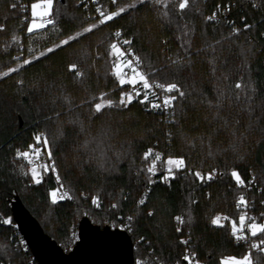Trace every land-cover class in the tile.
Wrapping results in <instances>:
<instances>
[{"label": "trees", "instance_id": "obj_1", "mask_svg": "<svg viewBox=\"0 0 264 264\" xmlns=\"http://www.w3.org/2000/svg\"><path fill=\"white\" fill-rule=\"evenodd\" d=\"M31 1L0 0V72L16 69L0 76V264H24L27 257L14 245L10 205L15 194L64 249L82 217L77 209L83 208L100 225L133 217L131 234L147 238L162 264H184L176 215L184 216L201 264L244 255L247 249L234 243L231 230L232 221L239 223L242 190L232 184L231 172L237 170L243 180L254 178L248 194L263 222L264 0H189L184 10L180 0H97L105 12L136 5L104 24L88 17L80 0H53L54 23L29 33ZM218 6L227 16L206 20ZM93 24L97 27L85 33ZM116 28L131 41L151 79L176 83L185 92L180 97L174 90L170 122L160 121L140 100L120 104L124 85L116 79V59L110 55ZM70 36L74 39L60 44ZM23 58L30 63L21 64ZM102 93L114 104L97 113L94 105ZM37 135L47 165L40 183L33 181L26 160L17 157V150L38 144ZM153 145L165 162L183 157L184 171L149 183L150 157L144 154ZM187 168L216 169L218 176L204 182ZM51 169L71 199L52 203ZM218 213L227 221L213 224ZM8 218L11 223H3Z\"/></svg>", "mask_w": 264, "mask_h": 264}, {"label": "built area", "instance_id": "obj_2", "mask_svg": "<svg viewBox=\"0 0 264 264\" xmlns=\"http://www.w3.org/2000/svg\"><path fill=\"white\" fill-rule=\"evenodd\" d=\"M20 1V0H19ZM79 4H82V6L87 9V16L94 19L96 21L97 24H100L99 21L103 18L99 12H97V9H102L101 7V4L97 1V0H80L79 1ZM254 5L256 6L257 4L254 3ZM103 10V9H102ZM226 9L225 8H221V7H217L209 12H207L205 14V19L206 20H209L207 19V17L209 16H212L213 13H216L215 17L212 19V20H209V21H219L222 17H225L227 16V13L225 11ZM103 12H105L103 10ZM112 11H106L105 13H110ZM48 19H51L52 20V16H48V17H39L38 19V22L39 24H43L46 25L48 23H46V21ZM119 32L120 35L117 36L116 33ZM111 35L113 37V42L117 43L118 46L122 49V51L124 52V56H121V57H118V56H115L116 57V62L119 60L122 64L123 63H126L127 60H131L133 58V55L136 56V54L132 51V49L130 48L129 45H125L123 44V41L124 40H127L123 35H122V32L119 28H116L114 30L111 31ZM129 49H131V51H129ZM141 69L143 70V67L141 65ZM144 71V70H143ZM123 74L127 77V78H130L132 73H131V70L128 69V68H124L123 69ZM149 81L150 83H152L154 85V87L151 89V90H148L149 91V96H150V99L148 102H145V108L147 111L155 114L158 119L164 123H168L172 120V116L175 112V101L172 103V106L169 107V108H164V107H161V108H152L150 107V104L152 102H156V103H160L161 105L163 104V100H164V97L167 96V95H175V92L173 91L171 94L162 90V89H159V88H156L155 87V84L156 83H163V82H158L156 80H153L151 79L149 76ZM117 81L118 78L116 77ZM163 84H168V83H163ZM134 89L138 90L139 91V95H136V92L134 91ZM145 89H143V86L142 84H138V85H130V84H124V87L121 91V93H132L133 96H134V99L132 102L134 101H138V100H142L143 99V93H144ZM120 98H121V94H120V97H119V101H120ZM126 99V97H125ZM30 145H35L36 149L38 150L39 152V158L38 159H34V162L37 164V165H43L44 162L41 158V155H40V150L42 148V145L40 144V142L38 144H30ZM150 150V154L148 157H150V162L148 164V168L152 166V162L155 160L156 158V154L159 153L160 154V157L161 159L159 161H157L156 163V171L154 173H149V177H150V180H159V179H168L170 176H168L167 174V168H168V165L166 164L165 160L163 159V156H162V152L156 148L155 145L153 146H150L148 149H147V152H149ZM21 151H28L29 153H32V149H30L29 147H26V148H23L21 149ZM22 159H24L22 156H21ZM26 160V159H24ZM162 164H160L159 162L162 161ZM27 162V166L28 168L31 167V165L28 164V161L26 160ZM147 168V170H148ZM42 167L39 168L38 170L41 172L42 171ZM183 169L184 166L180 169H175L173 168V173L174 171H184ZM54 175H55V182H56V187L54 189V191H57L58 192V195H61L64 191H68L67 188L63 185V183L61 182V180L56 176V173L53 169L50 170ZM193 171L196 175L197 172H199L201 174V176L203 177V181L204 182H211L212 180H214L217 176H218V171L216 169H209V170H205V171H201L199 169H191V168H187V172H191ZM211 174V179L208 178V174ZM199 178V177H198ZM201 179V178H199ZM244 185L243 186H238L235 179L233 178V181H232V184L234 186H238L239 188H242V190L238 193V196H237V202H238V199L240 197L241 194H243L245 196V199L247 200L248 204H247V207L245 208L244 205H240L238 207V203H237V207L240 211L241 214H246L247 217H255L256 218V221H258V215L260 214L258 211L255 210V201H254V198L251 197L248 192L249 190L252 188V186L255 184V181H254V178L251 176L249 177L247 180H244ZM63 185V187H61ZM149 189V185H147V187L145 188V190L141 193L140 195V199H144L146 197V193ZM69 196L71 197L70 193H69ZM93 197H97V195H94ZM93 197L91 198V203L93 206H98L99 202H97L96 204H94L92 202L93 200ZM98 198V197H97ZM62 200H69L68 198H65V199H62ZM177 216H180L182 218V221L183 222H180V221H177L175 218ZM129 216H121L119 217L118 219L116 220H109L106 224H108L111 228H118V229H121V230H125L131 237V246H132V250H133V256H134V264H136L137 260H146L148 262V264H162V262L157 258L156 254H154V252L152 251V248L150 247V242L147 238L145 237H140V236H133L130 232V221L127 219ZM216 217H219L220 218V224L224 223L225 221H227V216L223 213H218L215 215L214 218ZM174 222L177 226V230L179 232H181V236L179 238V242L181 244V247H182V259L183 257L187 254L189 255L190 257V261H184V264H197V256L195 255L194 257L191 255L192 253H195L194 251V243L192 241V238L190 236V233H189V230L188 229H185L184 228V222H185V218L183 215H176L174 217ZM251 221H246V223H250ZM12 228L14 229V245L16 248H18L19 250H22L23 252H27V257L25 259V262L24 264H39L36 259L34 258L33 254L31 253L25 239L23 238V236L20 234L18 228H17V225L15 222L12 223ZM232 228V227H231ZM243 235L247 236V239H242V240H237L235 237H234V243L236 245H244L245 248L247 249L246 253L245 254H248V253H251V258H252V261H253V264H264V251H261L260 249H257V248H251V245L253 243H259L261 240H264V238L260 237L259 234H257L256 237H252L250 235V233L248 232L247 230V227H245V230H244V233ZM141 238H143V240H141ZM78 239V236H77V228L72 232L71 234V242L69 243V245L67 246V248H63L65 251H69L74 243L76 242V240ZM182 241H188L187 244H184L182 243ZM264 247V246H262ZM196 254V253H195ZM244 254V255H245ZM242 255V256H244ZM199 264H201L199 262Z\"/></svg>", "mask_w": 264, "mask_h": 264}, {"label": "snow or ice", "instance_id": "obj_3", "mask_svg": "<svg viewBox=\"0 0 264 264\" xmlns=\"http://www.w3.org/2000/svg\"><path fill=\"white\" fill-rule=\"evenodd\" d=\"M138 2L139 3H144L145 0H138ZM155 2L159 3L160 0H155ZM113 3H115V0H113ZM188 4H189V0H180L179 9L180 10L186 9ZM52 6H53V0H41L40 3H34L31 6L32 7V16L34 18L37 15H39L42 18L43 17H48V16L51 15ZM135 6H136L135 4H129L126 7H120L118 9V11H112L110 13H105V12H103L102 9L98 8L97 12H99L100 15L103 17L99 21V23L100 24H104L107 21H111L113 18L119 16L121 13L126 12L128 9L134 8ZM11 7L14 9L16 7V5L13 4ZM165 15H167V13H165ZM215 15H216V13H213L212 16L207 17V19L212 20L215 17ZM46 23L53 24L54 21L51 20V19H48L46 21ZM2 27L3 26H0V29H2ZM40 27H43V24H37L35 19H33L32 23L29 24L27 31L29 33H31L34 28H40ZM96 27H97L96 24L90 25L89 27L84 29V32L85 33L90 32L93 29H95ZM245 27L246 28L250 27V25L246 24ZM233 31L238 32L239 29H235L234 28ZM79 35H80V33H77V36H79ZM116 35L119 36L120 33L117 32ZM14 39H15V37H14ZM73 39H74V37L70 36V37H68V40H62L60 42V44L66 45L69 41H71ZM123 44L129 45V44H131V41L130 40H124ZM57 47H59V45H57ZM110 48H111L110 55H114V56H118V57H121V56L125 55L124 52L122 51V49L115 42H113L110 45ZM47 51L51 52L52 49L49 48V49H47ZM129 51H131V49H129ZM40 55H44V53L42 52V53H40ZM23 63L24 64H28V63H30V61L28 59H24ZM141 65H142L141 58L139 56L133 55V58L131 60H127L126 63L122 64L118 60L117 63L114 65L113 72L116 75V77L118 78L119 83L121 85H124L126 83L130 84V85L142 84L143 89H145V91L143 93V99L141 100V103H145V102H148L149 99H150L148 90H151L154 87V85L152 83H150L149 78H148V73L141 69ZM18 67H19V65H17V68ZM70 67L75 68L76 66L75 65H71ZM124 68H128V69L131 70L132 75H131L130 78H127L123 74V69ZM15 70H16L15 68H8L7 72H0V76H6V75H8V73L14 72ZM77 75H81V74L77 73ZM155 87L159 88V89H162V90H164V91H166V92H168L170 94L175 90L176 92H178V95L180 97H183V96L186 95L185 92L180 90V87L176 83H169V84L156 83ZM236 87L240 88L241 85L238 83L236 85ZM134 91L136 92V95L140 94L138 90L134 89ZM103 96H104V94L102 93L101 94L102 102L96 103L94 105V109H95V111L97 113L101 112V110L104 109L105 107H112L113 104H114V102L112 100H103ZM125 97H126V99H125ZM133 99H134V96H133L132 93H123L122 92L121 93V98H120V104L123 107H127L128 105H130L132 103ZM176 99H177L176 95H167V96L164 97L162 105L160 103L152 102L150 104V107H152L154 109L155 108H161V107L169 108V107L172 106V103ZM237 99H239V97H237ZM248 101H249V103L251 102V97H248ZM249 111H251V108H249ZM34 139L36 140L37 143H39L41 141V137L39 135L35 136ZM43 144L45 146L48 145L47 138H44ZM28 147L30 149H32V153H29L28 151H23L22 152L20 150H17V157H21L22 156L24 159H26L28 161V164L31 165V167L29 168L28 171L31 172V176H32L33 181L35 183H40L41 182V180H40L41 174H40V171L38 169L42 167L45 170H47V165L46 164L37 165L34 162V159H38L39 158L38 150L36 149L35 145H29ZM149 154H150V150H149V152H146L144 154L145 158H147L149 156ZM48 155H49V157H51V152L50 151H49ZM160 159H161L160 154L157 153L155 160L152 162V166L148 168V172L149 173H154L157 170L156 169V163ZM166 164L168 165L167 174H168V176H172L173 175V168L180 169V168H182L184 166L185 162H184V158L183 157H179V158L168 157V159L166 160ZM54 168H55V165L53 164V169ZM24 174L27 175L28 173L25 172ZM196 176L201 178V179H203V177L201 176V174L199 172L196 173ZM231 176L235 179V181H236L238 186H243L244 185L245 182L241 178V176H240V174H239V172L237 170H235V169L232 170ZM208 178L211 179V174L210 173L208 174ZM151 182L152 181L149 180V183H151ZM61 187H63V185ZM51 198H52V203L53 204L57 203L58 200H62V199H65V198L71 199V197L69 196V192L68 191H64L61 195H58L57 191H52L51 192ZM92 202L94 204H96L98 202V198L97 197H93ZM140 203L143 204L144 200H141ZM237 203H238V207L240 205H244L245 208L247 207V204H248V202L245 199V196L243 194L240 195ZM113 207H116V205H113ZM148 214L152 215L153 213L149 212ZM127 219L129 221H131L133 219V217L129 216ZM175 219L177 221L183 222L182 218L180 216H177ZM188 219L190 220L191 217L189 216ZM249 220L251 222L250 223H246V221H249ZM3 223L10 224L11 223V219L10 218L5 219L3 221ZM212 223L213 224H220V218L219 217L213 218ZM245 227H247V230H248V232L250 233V235L252 237H256L258 233H264V223H258L256 221L255 217H247L246 214H241L240 217H239V226H237V223L235 221H232V228H231L232 235L237 240L247 239V236L243 235ZM129 230H131V229H129ZM141 240H143V238H141ZM182 243L187 244L188 241H182ZM262 246H264V240H261L258 244L257 243H253L251 245V248H257V249H260L261 251H264V247H262ZM191 255L194 257L196 254L192 253ZM183 259L185 261H190V257L187 254L183 257ZM136 264H148V262L146 260H137ZM190 264H191V262H190ZM197 264H199V261H197ZM221 264H253V261H252V258H251V253H248V254H245L241 258H237L235 256L224 257L221 260ZM257 264H258V262H257Z\"/></svg>", "mask_w": 264, "mask_h": 264}, {"label": "water", "instance_id": "obj_4", "mask_svg": "<svg viewBox=\"0 0 264 264\" xmlns=\"http://www.w3.org/2000/svg\"><path fill=\"white\" fill-rule=\"evenodd\" d=\"M11 215L20 234L39 264H134L131 237L108 224H96L87 216L78 221V239L65 251L14 195Z\"/></svg>", "mask_w": 264, "mask_h": 264}, {"label": "rangeland", "instance_id": "obj_5", "mask_svg": "<svg viewBox=\"0 0 264 264\" xmlns=\"http://www.w3.org/2000/svg\"><path fill=\"white\" fill-rule=\"evenodd\" d=\"M41 2V0H35V1H31L30 2V4H29V14H30V18H29V20H28V23H27V29H28V26H29V24L30 23H32V21H33V19H35V21H36V23L37 24H39V22H38V19H39V15H37L35 18L32 16V4H34V3H40ZM13 5V4H12ZM89 27V26H88ZM36 29H38V28H34L33 30H36ZM63 40H65V39H63ZM49 49V48H48ZM19 57H21L20 55H19ZM115 57V56H114ZM24 59H30V58H23L22 60H21V64H24L23 63V60ZM115 59H116V57H115ZM117 63V62H116ZM7 72V71H6ZM77 73H80V71H77ZM77 73H76V75H77ZM81 74V73H80ZM77 76H80V75H77ZM103 100H109V99H106V98H103ZM100 102H102V100L101 99H99L96 103H100ZM41 151V150H40ZM167 160V159H166ZM146 168H148V164H146ZM53 191V190H52ZM51 191V192H52ZM83 208H78L77 209V213L78 214H82V217L83 216H87V211L86 210H82ZM88 217V216H87ZM215 217V215L212 217V220H213V218ZM48 218H50V216H48ZM258 223H264V221L263 222H258ZM237 226H239V223H237ZM231 227H232V223H231ZM228 257H230V256H228ZM241 257H243V256H238L237 258H241ZM222 258H224V257H222ZM222 258H220L219 259V264H221V260H222Z\"/></svg>", "mask_w": 264, "mask_h": 264}]
</instances>
